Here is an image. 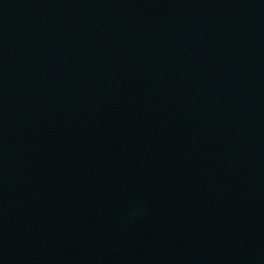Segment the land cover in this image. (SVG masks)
Returning <instances> with one entry per match:
<instances>
[{
  "label": "water",
  "instance_id": "1",
  "mask_svg": "<svg viewBox=\"0 0 264 264\" xmlns=\"http://www.w3.org/2000/svg\"><path fill=\"white\" fill-rule=\"evenodd\" d=\"M0 264H264V0H0Z\"/></svg>",
  "mask_w": 264,
  "mask_h": 264
}]
</instances>
